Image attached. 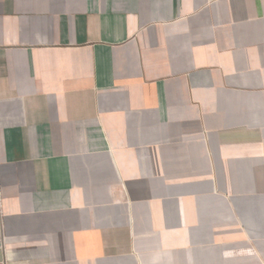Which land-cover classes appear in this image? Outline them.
<instances>
[{
  "label": "crops",
  "instance_id": "0c3cea01",
  "mask_svg": "<svg viewBox=\"0 0 264 264\" xmlns=\"http://www.w3.org/2000/svg\"><path fill=\"white\" fill-rule=\"evenodd\" d=\"M0 264H264V0H0Z\"/></svg>",
  "mask_w": 264,
  "mask_h": 264
}]
</instances>
